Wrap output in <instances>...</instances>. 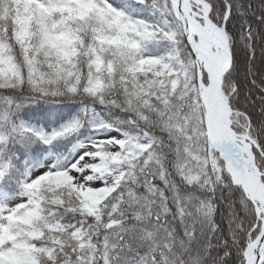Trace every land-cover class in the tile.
Masks as SVG:
<instances>
[{
	"label": "snow or ice",
	"instance_id": "1",
	"mask_svg": "<svg viewBox=\"0 0 264 264\" xmlns=\"http://www.w3.org/2000/svg\"><path fill=\"white\" fill-rule=\"evenodd\" d=\"M0 264H264V0H0Z\"/></svg>",
	"mask_w": 264,
	"mask_h": 264
}]
</instances>
